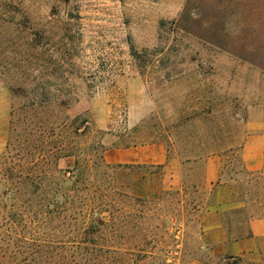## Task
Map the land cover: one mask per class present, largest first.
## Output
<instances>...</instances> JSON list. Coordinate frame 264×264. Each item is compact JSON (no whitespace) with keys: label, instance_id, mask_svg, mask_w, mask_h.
Here are the masks:
<instances>
[{"label":"rangeland","instance_id":"obj_1","mask_svg":"<svg viewBox=\"0 0 264 264\" xmlns=\"http://www.w3.org/2000/svg\"><path fill=\"white\" fill-rule=\"evenodd\" d=\"M0 132L7 256L221 264L208 162L232 237L264 201L243 158L264 140V0H0Z\"/></svg>","mask_w":264,"mask_h":264},{"label":"crops","instance_id":"obj_2","mask_svg":"<svg viewBox=\"0 0 264 264\" xmlns=\"http://www.w3.org/2000/svg\"><path fill=\"white\" fill-rule=\"evenodd\" d=\"M8 110L9 106L7 104L6 114ZM0 138L3 139V136H0ZM243 158L248 170H263L264 140L248 141L243 147ZM166 162V157H160L156 164L163 165ZM207 165L206 183L211 187L213 204L206 211L203 219L204 239L210 245H218L224 255L237 256L264 264V217L251 219L243 236L232 237L223 222L222 214L225 210L241 207L235 204L233 189L224 183L218 184L220 178L218 168L211 161Z\"/></svg>","mask_w":264,"mask_h":264},{"label":"trees","instance_id":"obj_3","mask_svg":"<svg viewBox=\"0 0 264 264\" xmlns=\"http://www.w3.org/2000/svg\"><path fill=\"white\" fill-rule=\"evenodd\" d=\"M246 174L252 176L253 178L251 179H259L262 175H264V172H260L257 174H253L250 172H246ZM221 182V177L219 178V181ZM243 202L245 204L248 203L249 207H250V211H251V216H250V220L254 219V218H262L264 217V201H260L259 199H249L248 201L243 200ZM254 207H258V209H253ZM90 223H91V227L92 228H99L100 226L105 225V220L99 216L96 211H91L90 216ZM227 224V229L231 235V225L229 222L226 223ZM25 260H19V259H14L11 256H7L5 253H2V250L0 249V264H28V263H24ZM34 264H59L54 262L53 260H49L46 258H41V259H37L34 260ZM221 264H254L251 262H246L244 261L243 258L241 257H237V256H228L224 259V261Z\"/></svg>","mask_w":264,"mask_h":264}]
</instances>
